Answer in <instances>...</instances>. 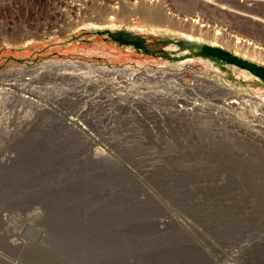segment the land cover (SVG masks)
I'll use <instances>...</instances> for the list:
<instances>
[{"label":"rangeland","instance_id":"rangeland-1","mask_svg":"<svg viewBox=\"0 0 264 264\" xmlns=\"http://www.w3.org/2000/svg\"><path fill=\"white\" fill-rule=\"evenodd\" d=\"M0 264H264V29L193 0H0Z\"/></svg>","mask_w":264,"mask_h":264},{"label":"bare ground","instance_id":"bare-ground-1","mask_svg":"<svg viewBox=\"0 0 264 264\" xmlns=\"http://www.w3.org/2000/svg\"><path fill=\"white\" fill-rule=\"evenodd\" d=\"M251 2L253 1L252 4H248L246 1L244 0H193V2L195 3V7L196 5L200 7V5H205V4H210L212 5L214 8H219L223 14H230L231 16L235 17L236 19L243 21V22H247L251 25H259L264 29V0H250ZM251 6V7H250ZM234 8V9H232ZM158 8L155 11V16L154 17L155 20H160L161 17V10ZM213 10V9H212ZM225 10V11H223ZM215 11V10H214ZM65 18V17H64ZM188 23L191 25V27L193 28H197V30L199 29V32H204V29H202V27H206L208 28L207 24H200L201 22H199L198 20H190V19H185L184 21H187ZM208 32V31H207ZM201 35V33H199ZM241 39V38H240ZM230 41H233L232 38L229 39ZM243 40V39H242ZM229 43V41H228ZM236 43H241V47L242 49L245 47H250L251 43L247 42V41H238ZM165 77V76H162ZM195 80V79H193ZM14 97H18V99H21L24 102H32L29 98H27L26 96L23 95H18L16 93H13ZM235 100V99H234ZM33 103V102H32ZM36 110L39 112H42L43 110L46 111L45 108H43L42 106L36 104ZM52 111L50 109H47V111ZM47 113V112H46ZM45 113V114H46ZM49 113V112H48ZM54 113V112H53ZM51 115V113H50ZM53 116V114H52ZM59 118H61L59 116ZM46 123H51V122H46ZM80 124V126H82V128H80L79 126H77L76 124H71L68 121H66V123L64 124L65 127L59 128L56 125V130L59 131V133H65L63 130L64 128L67 130V132L69 131L70 133H76L79 136L81 135H86V129L87 126H85L84 123L82 122H78ZM52 124V123H51ZM55 124H53L54 126ZM69 128V129H68ZM73 130V131H72ZM93 130V129H92ZM63 131V132H62ZM70 133H68L70 135ZM72 137V136H71ZM90 139V138H89ZM125 140V139H123ZM127 140V138H126ZM123 145H127L125 143L120 144V146ZM137 146H144L143 144H139ZM117 164V163H116ZM254 168V167H253ZM258 171V170H257ZM202 248V247H201Z\"/></svg>","mask_w":264,"mask_h":264},{"label":"built area","instance_id":"built-area-1","mask_svg":"<svg viewBox=\"0 0 264 264\" xmlns=\"http://www.w3.org/2000/svg\"><path fill=\"white\" fill-rule=\"evenodd\" d=\"M154 71H156V72H155V73H156V77H157V75L165 76V74L160 73V71H159L158 69H154Z\"/></svg>","mask_w":264,"mask_h":264},{"label":"trees","instance_id":"trees-1","mask_svg":"<svg viewBox=\"0 0 264 264\" xmlns=\"http://www.w3.org/2000/svg\"><path fill=\"white\" fill-rule=\"evenodd\" d=\"M118 40H120V39H118ZM135 44V43H134Z\"/></svg>","mask_w":264,"mask_h":264}]
</instances>
